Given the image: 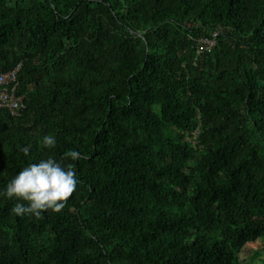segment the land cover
Masks as SVG:
<instances>
[{"label": "trees", "instance_id": "16d2710c", "mask_svg": "<svg viewBox=\"0 0 264 264\" xmlns=\"http://www.w3.org/2000/svg\"><path fill=\"white\" fill-rule=\"evenodd\" d=\"M19 64L0 189L49 154L79 183L41 217L0 197V264H264V0H0Z\"/></svg>", "mask_w": 264, "mask_h": 264}, {"label": "clouds", "instance_id": "9594fccd", "mask_svg": "<svg viewBox=\"0 0 264 264\" xmlns=\"http://www.w3.org/2000/svg\"><path fill=\"white\" fill-rule=\"evenodd\" d=\"M42 144L46 148L56 145V138L44 135ZM21 151L29 153L27 146ZM64 156L72 161L80 158L77 149H71ZM79 180L72 163H64L54 155H47L27 166L21 167L0 189V197L14 200L11 212L20 217H41L45 211H59L77 190Z\"/></svg>", "mask_w": 264, "mask_h": 264}, {"label": "built area", "instance_id": "2783aa9c", "mask_svg": "<svg viewBox=\"0 0 264 264\" xmlns=\"http://www.w3.org/2000/svg\"><path fill=\"white\" fill-rule=\"evenodd\" d=\"M218 32L212 33V37L202 36L198 38L197 55L210 49L216 43ZM20 64L15 68L0 73V108H6L13 115H20L25 108L23 96L16 94L18 85V72Z\"/></svg>", "mask_w": 264, "mask_h": 264}, {"label": "rangeland", "instance_id": "374dc122", "mask_svg": "<svg viewBox=\"0 0 264 264\" xmlns=\"http://www.w3.org/2000/svg\"><path fill=\"white\" fill-rule=\"evenodd\" d=\"M251 244L252 243H247L245 248H251ZM257 247L256 244H253L252 245V250H254L255 248ZM252 250L251 249H245L243 251L240 252L239 254V259H240V262L242 264H253V259L250 257L251 253H252ZM264 254H262L263 256Z\"/></svg>", "mask_w": 264, "mask_h": 264}]
</instances>
